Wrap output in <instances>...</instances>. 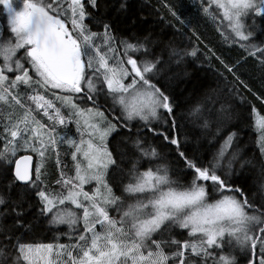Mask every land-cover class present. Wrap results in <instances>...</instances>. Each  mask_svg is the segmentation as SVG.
Segmentation results:
<instances>
[{
  "label": "snow or ice",
  "instance_id": "snow-or-ice-1",
  "mask_svg": "<svg viewBox=\"0 0 264 264\" xmlns=\"http://www.w3.org/2000/svg\"><path fill=\"white\" fill-rule=\"evenodd\" d=\"M159 5L0 0V264H264V0Z\"/></svg>",
  "mask_w": 264,
  "mask_h": 264
},
{
  "label": "trees",
  "instance_id": "trees-1",
  "mask_svg": "<svg viewBox=\"0 0 264 264\" xmlns=\"http://www.w3.org/2000/svg\"><path fill=\"white\" fill-rule=\"evenodd\" d=\"M187 3H191L192 0H186ZM137 5H141L143 4L145 6V12H147L149 10V8L151 9H156L158 8L159 5V0H136ZM159 15L160 13H156L155 16L153 18L155 19H159ZM151 22V21H150ZM202 31L205 32V35L209 38V39H213V40H219L220 37L218 35H214V25L212 24H208L207 28H202ZM185 45H181V47H184ZM217 47L219 48L220 45L217 44ZM236 50L233 49L231 55H235ZM251 65V62H250ZM204 69H199L194 67L193 65H189L188 66V72L190 73V75L188 77L185 78V87H186V91H185V95L188 94L189 89H191L192 87V82L196 80L197 77H202L204 75ZM252 75L255 76L256 72L254 70H252ZM249 100H251V97H248ZM237 107H239V103L237 105ZM248 112H250V108H248L245 111V115L248 114ZM74 130V129H73ZM229 131H233L234 129L229 128ZM251 133V135H250ZM256 133L253 129H247L242 133V139L239 140L238 142V147L243 146V150H242V155H241V159H249L251 160V164H249L247 166V171L250 173V179H255L257 182H259L260 177L258 176V168H259V164H260V156H259V151L258 148L256 146ZM0 147H2V145H0ZM24 152H20L18 155L23 154ZM30 154V153H29ZM34 156V154H32ZM35 157V156H34ZM14 162V160H13ZM13 162H12V166H13ZM147 165H145L146 167ZM51 167L54 169L55 165H54V161L51 163ZM54 178V177H53ZM61 231L64 230V226H60ZM47 235L52 236L55 235V233H48ZM43 242H47L46 240Z\"/></svg>",
  "mask_w": 264,
  "mask_h": 264
},
{
  "label": "water",
  "instance_id": "water-1",
  "mask_svg": "<svg viewBox=\"0 0 264 264\" xmlns=\"http://www.w3.org/2000/svg\"><path fill=\"white\" fill-rule=\"evenodd\" d=\"M20 155H29V153H23V154H20ZM20 155H18L16 158L18 159ZM31 155H32V154H31ZM33 159H35L34 156H33ZM12 167H13V168L15 167V161L13 162V166H12Z\"/></svg>",
  "mask_w": 264,
  "mask_h": 264
},
{
  "label": "rangeland",
  "instance_id": "rangeland-1",
  "mask_svg": "<svg viewBox=\"0 0 264 264\" xmlns=\"http://www.w3.org/2000/svg\"><path fill=\"white\" fill-rule=\"evenodd\" d=\"M64 227H66V226H64Z\"/></svg>",
  "mask_w": 264,
  "mask_h": 264
}]
</instances>
